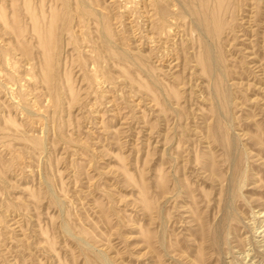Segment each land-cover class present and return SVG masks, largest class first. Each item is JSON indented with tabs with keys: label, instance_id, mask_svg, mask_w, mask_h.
Segmentation results:
<instances>
[{
	"label": "rangeland",
	"instance_id": "374dc122",
	"mask_svg": "<svg viewBox=\"0 0 264 264\" xmlns=\"http://www.w3.org/2000/svg\"><path fill=\"white\" fill-rule=\"evenodd\" d=\"M263 219L264 0H0V264H264Z\"/></svg>",
	"mask_w": 264,
	"mask_h": 264
},
{
	"label": "bare ground",
	"instance_id": "6f19581e",
	"mask_svg": "<svg viewBox=\"0 0 264 264\" xmlns=\"http://www.w3.org/2000/svg\"><path fill=\"white\" fill-rule=\"evenodd\" d=\"M174 8V7H173ZM200 19V18H199ZM172 21V20H171ZM199 22V21H198ZM197 23V22H196ZM153 40V39H152ZM153 43V42H152ZM215 55L214 54H212L211 55V75H212V78L215 80V76H216V73L217 72H219V70H220V66H219V64H218V60L216 59V58H218V57H215ZM229 89L230 88H228V89H226L225 91H223V95H222V99H223V101H224V103H225V106L227 107V110H228V112H227V115L225 116V117H227V118H229L230 119V111H231V113H232V108L230 109V107L232 106V105H234V103H236V97L229 91ZM211 90V89H210ZM215 100V99H214ZM239 105V104H238ZM237 106V105H236ZM242 106V105H241ZM218 108V107H217ZM229 109H230V111H229ZM26 112V111H25ZM232 115V114H231ZM231 118H232V116H231ZM230 121V120H229ZM231 121H233V118L231 119ZM233 124V123H232ZM230 125V124H229ZM229 125L227 126V127H229ZM231 126H233V125H231ZM231 126H230V130H231ZM232 145V144H231ZM232 147V146H231ZM229 148V151H232L233 150V147L232 148ZM231 160V159H230ZM231 164H232V162H231ZM230 180H231V178H230ZM229 180V181H230ZM241 184V183H240ZM230 200V199H229ZM227 202V201H226ZM229 205V204H228ZM229 207V206H228ZM228 207H226L225 206V208H224V204H223V207L222 208H224V214L223 213H221V214H223V215H221V216H223V218L225 219L226 218V220H227V218H229V216H230V214H229V212H227V208ZM221 212V211H220ZM260 213H262V211H260L259 212V214ZM262 221H264V219L262 220ZM259 227V226H258ZM215 230V229H214ZM257 230V229H256ZM217 235H218V232L215 230V232H214V238H213V248H216V249H218L219 248V237H217ZM211 244V243H210ZM100 259H102V258H100ZM106 259V258H105ZM103 260V259H102ZM104 262V261H103ZM106 262V261H105ZM104 262V264H106ZM102 263V262H101Z\"/></svg>",
	"mask_w": 264,
	"mask_h": 264
}]
</instances>
